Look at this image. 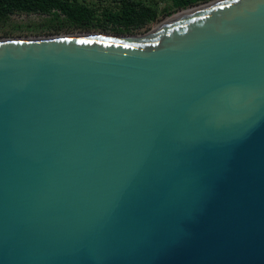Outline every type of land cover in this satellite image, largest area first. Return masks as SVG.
<instances>
[{
  "label": "water",
  "instance_id": "1",
  "mask_svg": "<svg viewBox=\"0 0 264 264\" xmlns=\"http://www.w3.org/2000/svg\"><path fill=\"white\" fill-rule=\"evenodd\" d=\"M0 264H264V0L0 40Z\"/></svg>",
  "mask_w": 264,
  "mask_h": 264
},
{
  "label": "rangeland",
  "instance_id": "2",
  "mask_svg": "<svg viewBox=\"0 0 264 264\" xmlns=\"http://www.w3.org/2000/svg\"><path fill=\"white\" fill-rule=\"evenodd\" d=\"M81 3L96 10L98 20L96 25L85 28L78 27L70 23L61 15L47 13H27L17 12L7 16H0V40L14 38H30L40 36H51L61 34H98L115 36H142L153 31L154 28L164 23L168 18L180 12L181 10L203 5L206 3L189 6L187 8H175L171 0H138L147 5L154 6L157 9V17L143 28L133 30H121L114 26L103 27L102 23L105 17L104 11L108 9H118L122 0H79Z\"/></svg>",
  "mask_w": 264,
  "mask_h": 264
},
{
  "label": "trees",
  "instance_id": "3",
  "mask_svg": "<svg viewBox=\"0 0 264 264\" xmlns=\"http://www.w3.org/2000/svg\"><path fill=\"white\" fill-rule=\"evenodd\" d=\"M211 0H171L175 8L206 3ZM17 12H35L63 15L67 21L78 27L90 28L98 20L96 10L79 0H0V16ZM103 27L114 26L121 30L140 29L156 19L157 9L138 0H122L118 9L104 11Z\"/></svg>",
  "mask_w": 264,
  "mask_h": 264
},
{
  "label": "bare ground",
  "instance_id": "4",
  "mask_svg": "<svg viewBox=\"0 0 264 264\" xmlns=\"http://www.w3.org/2000/svg\"><path fill=\"white\" fill-rule=\"evenodd\" d=\"M221 0H216V1H213V2H210V3H206V4H203V5H199V6H195V7H191V8H188V9H184V10H181L180 12L176 13L175 15L171 16L170 18H168L164 23H162L161 25L163 24H166V23H169V22H173V21H176L178 19H181V18H184V17H187L189 15H192L196 12H198L199 10H202L216 2H219ZM161 25L157 26L155 29L159 28ZM88 35H98V34H88ZM101 36V35H99Z\"/></svg>",
  "mask_w": 264,
  "mask_h": 264
}]
</instances>
